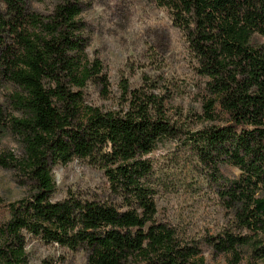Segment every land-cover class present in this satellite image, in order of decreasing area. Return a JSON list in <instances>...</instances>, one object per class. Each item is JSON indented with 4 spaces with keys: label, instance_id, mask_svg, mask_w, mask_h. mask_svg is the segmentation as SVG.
<instances>
[{
    "label": "trees",
    "instance_id": "trees-1",
    "mask_svg": "<svg viewBox=\"0 0 264 264\" xmlns=\"http://www.w3.org/2000/svg\"><path fill=\"white\" fill-rule=\"evenodd\" d=\"M153 2L185 33L207 78L201 118L211 124L201 129L169 115L159 81L134 90L125 84L121 109L87 102V85L106 94L109 80L102 62L86 53L80 0H58L47 15L31 0H0V79L16 88L11 102L20 116L10 127L23 147L20 159L2 162L18 167L30 185L26 197L8 205L0 196V264H29V235L84 249L87 264H205L196 245L156 218L147 183L146 156L161 140L184 136L214 175L223 164L242 172L218 189L239 231L226 229L210 244L231 254L229 264H242L244 248L264 264V0ZM220 111L224 124L216 123ZM75 159L103 168L122 205L72 194L54 201L53 168Z\"/></svg>",
    "mask_w": 264,
    "mask_h": 264
},
{
    "label": "rangeland",
    "instance_id": "rangeland-1",
    "mask_svg": "<svg viewBox=\"0 0 264 264\" xmlns=\"http://www.w3.org/2000/svg\"><path fill=\"white\" fill-rule=\"evenodd\" d=\"M33 8L49 14L58 0H31ZM81 19L88 37L86 53L99 59L109 80L106 94L95 82L86 87L88 103L104 110L125 106L124 85L134 90L159 81L160 93L167 95L169 115L195 131L211 124L202 121L203 99L207 78L198 72V59L185 33L173 24L170 13L153 0H80ZM16 88L0 79V196L5 205L26 197L30 185L18 167L6 168L3 159L13 163L23 153L19 137L10 127L12 117L20 112L11 102ZM228 116L220 111L217 124ZM152 165L148 185L154 191L157 219L173 227L184 244L196 245L205 264H229L231 254L217 253L212 238L226 229L239 230L233 216L221 204L218 189L241 177L231 164H223L220 173L203 166L186 139H164L146 156ZM53 200H64L70 194L83 199H100L121 204L115 197L106 172L89 159H75L53 168ZM124 209V208H123ZM8 216L7 206L1 208ZM29 264H87L84 249L71 250L40 237H27ZM252 250L243 249L242 264L255 258ZM261 264V262H258Z\"/></svg>",
    "mask_w": 264,
    "mask_h": 264
}]
</instances>
